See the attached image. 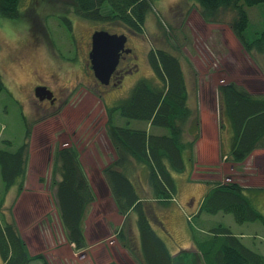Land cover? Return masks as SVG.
<instances>
[{"label": "rangeland", "instance_id": "1", "mask_svg": "<svg viewBox=\"0 0 264 264\" xmlns=\"http://www.w3.org/2000/svg\"><path fill=\"white\" fill-rule=\"evenodd\" d=\"M73 5V0H22L20 8L24 18L21 16L19 19H6L0 15V71L6 85L0 94V150L16 152L25 143L28 131L31 130L32 159L29 163V174L26 169L28 180L24 184L25 191H21L25 193H20L10 204V209L15 213L9 218L4 211L1 220L13 223L31 250V255L42 253L49 264H137L134 259L136 255L139 256L135 248V222H131L133 231L128 230L129 234L121 237L128 241L131 247L128 250L118 238L121 236L118 231L123 225V218L114 204L107 177L102 171L117 159V152L104 128V103L106 107H113L130 97L134 86L141 80L155 79L148 61L149 52L153 48L168 49L181 58L188 83H194L198 78L205 83L199 94L202 107H206L207 102L209 105L213 102V107H216V99L219 100L218 116L222 123L224 104L217 95V89L233 82L255 93H264V55L249 54L237 40L231 26L235 17L233 11H222L219 22L212 23L211 19L203 17L200 4L194 0L153 1L154 10L147 19L143 35L125 30L120 24H97L84 20L74 12ZM247 12L250 16L249 30H263L264 3L248 8ZM45 14L48 17L44 22ZM63 14L72 20L76 42L62 27L55 28L57 17ZM52 15L58 16L52 18ZM26 19L30 24L28 36L32 35L31 39L36 38L34 33L38 30L42 31L37 34L40 42H30V39L26 38ZM46 23L53 34L51 37L42 28ZM100 29L113 34L128 35L129 44L135 52L131 59L135 66L132 71L121 75V85L103 88V93L97 94L99 87L95 85L94 78L89 75L86 66L85 44L90 35ZM19 36H23L24 40ZM246 36L252 39V33L248 30ZM37 82L48 84L62 97L60 111H57L56 107L48 110H45V106L39 108L38 99L34 96ZM95 95L100 96L101 100ZM218 116L210 113L204 117V130L198 133L199 143L197 141L198 144L192 147L195 151L190 162L196 164L193 175L195 182L207 186L208 182L217 185L237 183L247 190L245 192L249 200L264 215V194L257 192L259 188H253L264 187L263 169L259 166V154L263 158L264 149L256 150L255 159L249 162V172L246 175H207L210 170H215L216 165L210 163L216 161L218 153H221L215 152L214 149L219 146L231 148L222 144V141L226 140V137L222 136H230L232 131L226 134L221 132V137L218 138L217 135L214 140L215 131H211V128L215 129ZM115 119L117 123L129 122L130 128L147 127L142 121L129 120L118 115ZM158 131L161 134L168 132L164 128L152 130L153 133L159 134ZM69 148L76 149L80 167L87 173L90 187L96 195V201L89 206L86 220L84 219L86 222L83 231L87 245L85 251L72 248L73 245L75 248L76 244L69 240L64 230L65 225L56 206V191L51 197L56 206L54 208L51 207L45 190V184L48 185L50 181L45 166L53 167V172L60 157L59 152ZM53 149L58 155H55L54 162H49L46 155ZM137 176L134 182L145 197L150 198L152 192L148 189L146 180L141 177L139 182ZM173 176L176 179L180 177L178 200H181L185 184H190L191 187L195 182L189 181L192 175ZM17 180L13 187L6 186L0 169V208L4 207V203L8 206L11 198L19 193L22 180ZM189 191L190 194L186 192L183 195V203L189 205L181 203L182 209L188 213L193 210L195 198L199 201L203 195V192L200 195L195 193L198 192L196 187ZM190 214L194 217V214ZM206 219L209 220L210 226L222 224L235 235L242 236V241L249 248L257 253H264L263 222L240 224L235 214L224 212L217 216L196 217L192 222L186 218H180V221L176 222L168 217L165 222L170 232L175 235L168 233L167 238L173 240L176 246H179L178 242H188L189 236H192L191 224L198 233L202 225L207 226ZM176 236L182 240L178 241ZM1 261L2 258L0 264ZM32 264L43 263L39 260Z\"/></svg>", "mask_w": 264, "mask_h": 264}, {"label": "trees", "instance_id": "2", "mask_svg": "<svg viewBox=\"0 0 264 264\" xmlns=\"http://www.w3.org/2000/svg\"><path fill=\"white\" fill-rule=\"evenodd\" d=\"M153 1L155 0H73V8L84 20L97 24H120L123 29L143 35L147 19L154 10ZM194 1L200 4L203 17L211 19L212 23L219 22L222 11H233L235 17L231 26L236 38L249 54L264 55V29L254 28L253 32L249 30L250 16L247 12L248 8L264 3V0ZM21 2L22 0H0L1 17L19 19L22 15ZM56 16L58 15L52 18ZM247 30L252 33V39L247 38ZM148 61L155 76V79L150 78L154 83L141 80L134 86L130 97L106 108L104 128L117 152V159L102 171L107 177L114 204L123 218V225L118 231L121 236L118 238L128 250L131 248L128 241L121 237L129 234L128 230L133 231L131 224L135 222V248L139 256L136 255L134 259L137 264H173V255L168 245L173 240L167 238L168 233H173L165 222L168 217L176 222L180 218L192 222L196 217L217 216L224 212L235 214L240 224L257 221L264 224V215L249 200L245 189L237 183L216 185L204 196L198 211L188 213L182 209L183 195L178 200L180 190L173 175L186 172L184 152L187 147H194L198 141V137H195L188 146L184 142V124L190 118L189 110L184 108L188 101L189 85L179 55L168 49L153 48L149 52ZM5 88L0 71V94ZM221 92L225 95V101L228 97L226 114L232 124L231 156L235 161L243 162L255 150L256 145L264 140V99L252 97L235 83H230L227 87L221 86ZM117 115L142 121L147 127L130 128L129 122L117 123ZM161 128L167 129V134L152 132L153 129ZM30 141L31 130L28 131L25 143L16 152L0 150L3 181L6 186L13 187L20 178V193L25 189ZM60 157L66 174L58 186L56 206L67 237L76 244L75 249L81 251L87 248L82 222L87 208L96 201V195L90 187L88 177L81 172L76 149H64L60 152ZM134 166L143 167L147 174L128 175L127 172L130 169L132 171ZM136 176L139 182L141 177L146 180L148 189L152 192L150 198L145 197L134 182ZM205 222L207 226L202 225V229L197 230L198 233L191 224L192 236H189V240L198 253L204 254L209 264H259L257 259H264L224 225L210 226L208 219ZM126 225L130 227L127 228ZM177 240L182 239L177 237ZM189 255L194 258L195 253L191 254L180 248L176 264H189ZM0 256L3 264H32L39 260L43 264H49L42 253L32 256L15 225L4 221H0Z\"/></svg>", "mask_w": 264, "mask_h": 264}, {"label": "crops", "instance_id": "3", "mask_svg": "<svg viewBox=\"0 0 264 264\" xmlns=\"http://www.w3.org/2000/svg\"><path fill=\"white\" fill-rule=\"evenodd\" d=\"M262 65L264 67V64H262ZM204 84L205 83L203 81H201V80L199 81V78L194 83H188V85H189L188 86V90H189V92H188V101H187L186 106L184 105V108L185 109L187 108L189 110V115H190V118L184 124V127H185L184 128L185 129L184 142L186 143V146H188L195 139V137H198V139H200L199 136H198V133L201 130H204L203 120H204V117L206 115H208L210 113H215L218 116L219 113H220L219 100L217 101V99H216V107H213V102L210 103V105L207 102V106L206 107H202V105L200 104L199 94H200V91L202 90ZM228 85L229 84H224V85H221V86L227 87ZM237 85L242 87L238 83H237ZM192 86H194V88H192ZM242 88H244L252 97L257 98V99H264V93H255L249 88H245V87H242ZM224 92L227 93V91H224ZM217 95H218L219 99L222 100V102L224 104V108H222V114H223L222 123H221V121L219 119V116H218L216 118L217 119V123L215 122V124H216L215 129L211 128V131H215V139L214 140H216V136L217 135H218V138L221 137L220 136L221 132L222 133L224 132V134H226L227 132L232 131V124H231L230 120H228L227 114H226V105H227L228 97H226V101H225V95H223V93L221 92V87H219L217 89ZM223 125H225L224 128H223ZM226 128H227V130H226ZM159 134H160V132H159ZM231 136L232 135H230V136H228V135L222 136V138L226 137L225 142L222 141V144L229 145V146H231V148H229V147L226 148V147H223V146H219L218 149H214L215 152H221V153H218L219 155L217 156L216 161L210 163L212 165H216V167L214 166L215 170H212V171L210 170L209 172H207V175H231V176H233V175H246L249 172V171H247L248 170L247 168H249V162L255 157L256 150L257 149H264V140H262L260 143H258L256 145L255 150H253V152L250 154V156L245 161L237 162L230 155L231 152H232L231 149H233V140H232ZM230 138H231V142L232 143L230 142ZM198 143H199V141H198ZM226 149H228V150H226ZM53 151H54V149H53ZM53 151L50 152V150H49V152L46 155V160H49V162H54L55 155H56V157L58 155L57 153L55 154L56 150L54 152ZM194 151H195V148L193 149L191 146H189V147L186 148V150L184 152V159L186 161L187 170H186V172L183 175H192V177L189 179V181H194L195 182L196 179L193 177V175L195 174L196 164H195V162L193 164L190 162L191 155H192V153ZM227 153H229V154H227ZM59 155H60V152H59ZM259 157L261 159L259 161V166L263 169V175H264V156H263V158H261V156L259 154ZM60 159H61V157H59L58 162H57L56 166L54 167L53 172H52L53 167H51L50 165L45 166L46 174L49 175V179H50L49 184L48 185H47V183L45 184V186H46L45 190H46V194L49 197L50 205H51V207H54V208H56V206H55L53 198H51V197H53V193L55 191H56V193L54 194V196L57 194L59 183L62 182L63 175L66 174L65 171H64V168L62 167L63 162ZM31 161H32V159H31V155H30L29 163ZM252 166H253V163H252L251 167ZM99 167H101V166H99ZM133 168L134 169L132 171L130 169L129 172H127L128 175H143L144 172L146 173V171L144 170L143 167H137L136 168L134 166ZM81 172L84 173L85 175H87V173L84 172L83 168H82ZM227 172H229V173L225 174ZM27 173L29 174V164H28V168H27ZM28 174L26 175V180H28ZM177 181H178V184H179L180 177L177 178ZM27 183H26V185H27ZM212 183L213 182H208L207 184H209V186H207V185H204V183L195 182L191 187H190V184H185V187L183 188V190H185L184 193L187 192L188 194H190L189 190H193L194 187H196L198 189V192H195V193L200 195L203 192V195H201L199 201H197L198 198H195V202H196L195 205L192 206L190 204L193 207V210H195V211L199 210L200 204H201L204 196H206V194L217 185V184H214V183L212 184ZM189 187H190V189H188ZM253 188H259V189H257V192L260 191L262 195L264 194V187H253ZM24 193L25 192H22L21 195L24 194ZM184 193H183V195H184ZM18 197H19V195H18V193H16L11 198L10 203H9L8 206H6V204L4 203V207L0 208V221H3V220H1V217H2L1 215L4 214V211L8 214L9 218L12 216V214L15 213V211H13V209H10V204H11V202H13ZM182 204L189 205L188 203H182ZM87 212H86V214H87ZM85 218H86V215H85ZM85 220H83V222H82V228H85V222H86ZM17 225H18V223H17ZM18 228H19V225H18ZM236 236L239 237L241 239V241L243 240L242 236H238V235H236ZM179 243H180L179 244L180 247L176 246V244L174 242H171V241L168 242V245H169V248H170V252L173 255V259H174L173 264H176L175 259L177 258V254L180 252V248L182 250H184V251L185 250L190 251L191 254L195 253L194 258H190V255L187 256L189 264H190L191 261L196 262L195 264H209V262L206 261L204 254L203 253H198L195 250V248H193L194 245H193V242L191 243V240H189L188 242H179ZM189 244L191 246H189ZM70 246H72V245H70ZM72 248L75 249L74 245L72 246ZM28 249H29V247H28ZM85 250H86V248L84 250H81V251H85ZM29 252H31L30 249H29ZM258 254L260 256L264 257V253H258ZM0 259H1V256H0ZM257 260H258L259 264H262V262L264 264V259H257ZM1 264H3V261H1Z\"/></svg>", "mask_w": 264, "mask_h": 264}, {"label": "flooded vegetation", "instance_id": "4", "mask_svg": "<svg viewBox=\"0 0 264 264\" xmlns=\"http://www.w3.org/2000/svg\"><path fill=\"white\" fill-rule=\"evenodd\" d=\"M47 14H45V17H44V22L47 20ZM58 21L56 22V29L58 28V26L62 27L65 31L66 34L70 35L72 37V40L76 42V38H75V35H73V25H72V20L71 18L67 17L66 15H61L59 17H57ZM27 20V19H26ZM28 21V20H27ZM43 22V24H44ZM43 29H45V31L47 32V34L51 37L53 36V34L50 32V29H49V26H48V23L45 24V27H42ZM29 30H30V24H29V21H28V28H27V36L26 38L30 39V42H40V39L39 37L37 36L38 32H42L40 30H38L37 33H34V36L36 37L35 39H31L30 37H32V35H30V37L28 36V33H29ZM96 32V31H95ZM94 32V33H95ZM94 33H92L89 37V40L87 41V43L85 44V47L87 48L86 49V54H85V60H86V66L88 68V71L90 73L91 76H93L92 74V69H91V51H92V38H93V35ZM19 37H22L23 40H24V37L23 36H19ZM18 37V38H19ZM125 49L126 50H129V52H124L122 54V57H121V63L117 69V71L114 73L112 79H111V85L108 86V87H111V86H116L120 83V77L121 75L124 73V72H127V71H132V68L135 66L134 64V61L131 60L132 59V56L135 55L134 53V50L133 48L130 46L129 44V39H128V42L125 46ZM77 68H80L78 65H76ZM76 69V68H75ZM79 70V69H78ZM94 81H95V84L98 86V87H101V84L99 81H97L94 77ZM118 81V82H117ZM44 88V89H43ZM35 89H39V90H43L41 91L43 94H42V98L45 97L44 99H38V106L39 108H44V106L46 107L45 110H48L50 108H55L57 109V111H60L62 109L61 107V101H62V97L61 96H58L55 92V90L53 88H50L48 86V84L44 83V82H37V86L34 87V91ZM100 92V91H99ZM49 94H52V98L49 99ZM94 95V94H93ZM35 96V94H34ZM96 97H98V99H100L99 96L95 95ZM35 100V98H34ZM35 105H36V101H35Z\"/></svg>", "mask_w": 264, "mask_h": 264}, {"label": "water", "instance_id": "5", "mask_svg": "<svg viewBox=\"0 0 264 264\" xmlns=\"http://www.w3.org/2000/svg\"><path fill=\"white\" fill-rule=\"evenodd\" d=\"M126 35L110 34L106 31H97L93 35V50L91 61L95 76L105 85H109L114 72L120 63L121 52L124 50ZM43 90H36V96H42ZM49 97H51L49 95Z\"/></svg>", "mask_w": 264, "mask_h": 264}, {"label": "bare ground", "instance_id": "6", "mask_svg": "<svg viewBox=\"0 0 264 264\" xmlns=\"http://www.w3.org/2000/svg\"><path fill=\"white\" fill-rule=\"evenodd\" d=\"M63 15H65V14H63ZM22 18H24L23 17V13H22ZM53 16V15H52ZM55 16V15H54ZM238 40V39H237ZM239 41V40H238ZM92 47H93V43H92ZM124 52H129V50H126L125 48H124V50L121 52V56H120V63H121V57H122V54L124 53ZM130 53V52H129ZM91 69H92V74H93V78L95 77V79L97 80V81H99L100 82V84H101V87H99V90H100V92H98L97 91V94H99V93H103V91H102V89L103 88H110V87H108V86H110L111 85V80H110V83H109V85H105V84H103V83H101V81L95 76V73H94V70H93V65H92V61H91ZM117 70V69H116ZM116 72V71H115ZM114 72V73H115ZM88 73H89V71H88ZM89 75H90V73H89ZM114 75V74H113ZM113 75H112V77H113ZM91 76V75H90ZM112 77H111V79H112ZM185 77H186V74H185ZM186 79H187V77H186ZM118 82V81H117ZM123 82H122V80H121V82L119 83V85H121ZM96 85V84H95ZM117 86V85H116ZM44 89V88H43ZM50 96H52V94H49ZM98 96V95H97ZM100 97V96H99ZM40 97H38V99H39ZM45 97H41L40 99H44ZM52 97H49V99H51ZM104 107H105V109H104V113H105V118L107 119V115H106V104L104 103ZM106 123V122H105Z\"/></svg>", "mask_w": 264, "mask_h": 264}]
</instances>
